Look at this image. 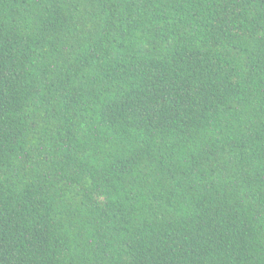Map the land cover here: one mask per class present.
Returning a JSON list of instances; mask_svg holds the SVG:
<instances>
[{
    "label": "trees",
    "instance_id": "trees-1",
    "mask_svg": "<svg viewBox=\"0 0 264 264\" xmlns=\"http://www.w3.org/2000/svg\"><path fill=\"white\" fill-rule=\"evenodd\" d=\"M0 264H264V0H0Z\"/></svg>",
    "mask_w": 264,
    "mask_h": 264
}]
</instances>
